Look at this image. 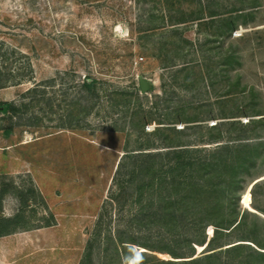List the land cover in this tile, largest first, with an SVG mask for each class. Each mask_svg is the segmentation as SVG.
Here are the masks:
<instances>
[{"label":"rangeland","instance_id":"obj_1","mask_svg":"<svg viewBox=\"0 0 264 264\" xmlns=\"http://www.w3.org/2000/svg\"><path fill=\"white\" fill-rule=\"evenodd\" d=\"M5 103L18 111L0 110V217L20 219L4 223L0 264H81L90 240L95 264L187 260L151 250L174 237L132 221L142 205L122 164L170 142L210 149L208 127L264 119V0H0ZM224 134L264 137V125ZM255 173L239 206L264 236V164Z\"/></svg>","mask_w":264,"mask_h":264},{"label":"trees","instance_id":"obj_2","mask_svg":"<svg viewBox=\"0 0 264 264\" xmlns=\"http://www.w3.org/2000/svg\"><path fill=\"white\" fill-rule=\"evenodd\" d=\"M96 84L95 79L86 76L82 87L96 95ZM0 110L3 114L18 111L12 103L3 104ZM258 125L263 126L264 119L248 123L234 120L210 126L207 131L216 134H211L205 144H218L210 149L170 142L164 146L165 151L146 152L148 149L141 148L127 152L125 160L132 167L124 166V162L122 167L133 185L131 195L136 194L142 205L132 221L139 227H156L165 237H174V241L160 239L150 246L151 250L166 253L173 259L187 258L179 262L153 255L144 264H264V236L258 229L259 219L253 216L249 224L248 212L239 206L245 181L253 179L255 169L264 164V137L256 134L255 139H251L238 135L234 140L221 143L224 133L229 136L236 128ZM159 132L161 128L155 130V135ZM263 185L258 183L255 187ZM121 189L128 192L125 187ZM2 199L0 196V205ZM19 219V216L0 217V237L14 230L6 228L4 223H16ZM208 227L214 231L207 242ZM232 235H236L237 243L220 249L231 243ZM118 237L123 247L122 234ZM248 241L256 248L248 245ZM117 245L118 259L124 257L123 261H129L134 255L133 248L127 254L125 247ZM202 246H206V252L194 258ZM94 250L95 242L90 240L81 264H95ZM137 264H143L139 258Z\"/></svg>","mask_w":264,"mask_h":264},{"label":"water","instance_id":"obj_3","mask_svg":"<svg viewBox=\"0 0 264 264\" xmlns=\"http://www.w3.org/2000/svg\"><path fill=\"white\" fill-rule=\"evenodd\" d=\"M138 81L142 93H147L151 89V84L142 76L138 78Z\"/></svg>","mask_w":264,"mask_h":264}]
</instances>
